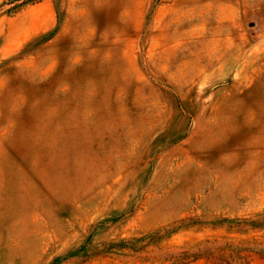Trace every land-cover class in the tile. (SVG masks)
Returning <instances> with one entry per match:
<instances>
[{
	"label": "rangeland",
	"instance_id": "obj_1",
	"mask_svg": "<svg viewBox=\"0 0 264 264\" xmlns=\"http://www.w3.org/2000/svg\"><path fill=\"white\" fill-rule=\"evenodd\" d=\"M0 264H264V0H0Z\"/></svg>",
	"mask_w": 264,
	"mask_h": 264
}]
</instances>
